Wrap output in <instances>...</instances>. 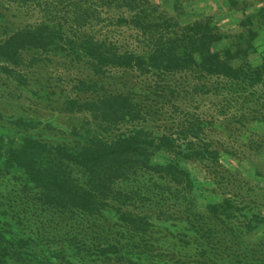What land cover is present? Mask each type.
<instances>
[{
	"label": "rangeland",
	"instance_id": "rangeland-1",
	"mask_svg": "<svg viewBox=\"0 0 264 264\" xmlns=\"http://www.w3.org/2000/svg\"><path fill=\"white\" fill-rule=\"evenodd\" d=\"M149 1L180 24L210 21L223 36L218 49L250 44L252 66L264 57V0ZM84 10L89 11L88 19L78 29L73 18ZM117 16L96 0H0V42L16 30L47 24L63 27L70 38L90 35L121 49H135L133 33L119 26ZM59 46L63 50L24 52L20 68L11 74L4 68L12 66L0 63V136H31L48 145L78 148L88 133L129 134L144 128L184 148H207L215 155L187 160L177 156L179 149L176 154L158 152L154 159L176 161L189 174L191 187H176L157 174L138 171L116 185L124 194L135 191L133 202L123 197L109 201L99 217L89 219L43 209L30 186L26 188L23 174L12 173L0 194L12 190L14 183V195L23 198H13L18 213L1 223L9 235L29 241L24 261L264 264V222L255 219H264V81L252 85L251 80L231 81L198 69H109L95 75L84 57ZM105 94L127 96L135 107V121L107 128L99 126L93 113L67 109L72 100L94 102ZM215 205L219 208L214 211ZM118 209L148 217L146 233H132L119 220ZM0 211L5 212L2 207ZM110 246L116 248L103 254Z\"/></svg>",
	"mask_w": 264,
	"mask_h": 264
},
{
	"label": "trees",
	"instance_id": "trees-1",
	"mask_svg": "<svg viewBox=\"0 0 264 264\" xmlns=\"http://www.w3.org/2000/svg\"><path fill=\"white\" fill-rule=\"evenodd\" d=\"M96 1L107 12L117 13L119 26L133 33L135 49H121L105 39L99 40L90 35L70 38L65 35L63 27L42 24L16 30L0 42V63L12 66V69L4 68V71L11 74L20 68L26 51L63 50L59 46L61 43L73 49L78 57H84L90 72L95 75L109 69L141 73H176L198 69L208 76H222L231 81L251 80L252 85L264 81V57L258 65L252 66L249 64L250 44L246 48L238 46L236 50L216 48L223 36L210 21L180 24L174 17L164 15L159 6L149 0ZM88 15L89 11L84 10L81 15L75 16L74 25H78V29L83 28L81 21L86 22ZM16 77L20 78L19 75ZM67 109L69 112L93 113L99 126L107 128H118L120 124H130L136 119L135 107L122 94H105L94 102L72 100ZM80 145L69 148L62 144L48 145L31 136L20 140L0 136V187L7 181V176L21 172L26 188L30 186L29 192L32 194L34 191V198L43 209H52L64 216L96 218L109 201H119L120 197L126 202L134 201L135 191L124 194L116 185L138 171L157 174L176 187L183 184L191 187L189 174L181 170L176 161L159 163L154 159L158 152L176 154L179 149L177 156L187 160L198 159L205 154L215 155L207 148H203V152L193 150L191 145L184 148L171 137L154 136L144 128L129 134L88 133ZM13 184L12 190L5 188L6 194H0V207L5 211H0V264H30L31 261H24L23 252L29 241L9 235L1 223L6 216L14 218L18 213L12 208L13 198H23L16 196L20 193L14 195ZM126 202L120 203L125 205ZM217 208L219 206L215 205L212 210ZM117 212L119 220L132 233H146L148 217L130 211L122 212L121 209ZM255 219L257 223L264 222V219ZM21 225L26 226L24 223ZM115 248L110 246L102 252L114 251Z\"/></svg>",
	"mask_w": 264,
	"mask_h": 264
}]
</instances>
